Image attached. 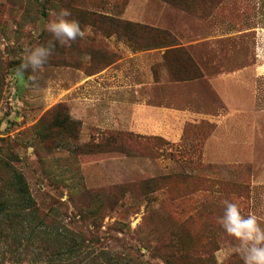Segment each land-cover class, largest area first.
<instances>
[{
	"label": "rangeland",
	"instance_id": "rangeland-1",
	"mask_svg": "<svg viewBox=\"0 0 264 264\" xmlns=\"http://www.w3.org/2000/svg\"><path fill=\"white\" fill-rule=\"evenodd\" d=\"M64 8L84 36L61 46L45 26ZM261 24L264 0H0V193L12 198L16 170L53 218L0 242V264H243L219 220L227 200L264 227ZM116 43L132 85L195 82L179 91L211 118L188 119L198 132L178 142L97 127L111 105L96 76L123 58ZM50 44L42 69L14 76L26 48ZM118 133L132 142L107 140Z\"/></svg>",
	"mask_w": 264,
	"mask_h": 264
},
{
	"label": "crops",
	"instance_id": "crops-1",
	"mask_svg": "<svg viewBox=\"0 0 264 264\" xmlns=\"http://www.w3.org/2000/svg\"><path fill=\"white\" fill-rule=\"evenodd\" d=\"M116 45L124 51L123 58L96 76L101 89L99 102L103 105H111V115H103L97 119V127L103 129L114 127V129L139 135L160 136L169 141L178 142L198 132L193 129L192 125L187 131L188 119L194 122L197 119L205 118L207 121L211 118L210 115H199L193 112L191 104L187 101L189 94H185L184 90L179 91L186 85L194 87L195 82H179L173 89L167 88L165 82L149 81L147 84L133 83L132 85L131 79L126 77L125 69H123L132 63V60L128 58L130 50L126 49L127 47L124 48L123 44L116 43ZM222 77L226 78L225 75ZM92 81V77H87L78 86L82 88L81 85H83L89 88ZM175 90L177 92H173ZM189 93L196 97L193 98L195 102L200 100V94L196 95L194 91ZM203 116L204 118H201Z\"/></svg>",
	"mask_w": 264,
	"mask_h": 264
},
{
	"label": "clouds",
	"instance_id": "clouds-1",
	"mask_svg": "<svg viewBox=\"0 0 264 264\" xmlns=\"http://www.w3.org/2000/svg\"><path fill=\"white\" fill-rule=\"evenodd\" d=\"M56 19L46 24V31L49 32L55 41L61 46L69 42L83 38L84 32L76 20H69L70 10L64 8L59 13H53ZM53 46L39 45L25 49L23 62L14 73L16 78H22L25 71L31 69L32 73L42 69L51 56ZM254 52L256 55V71L264 74V24L258 26L255 35ZM33 82L35 77H30ZM224 231L239 241L234 249L243 261V264H264V227L258 223L255 215L243 216L236 203L224 201L223 215L219 220Z\"/></svg>",
	"mask_w": 264,
	"mask_h": 264
},
{
	"label": "trees",
	"instance_id": "trees-1",
	"mask_svg": "<svg viewBox=\"0 0 264 264\" xmlns=\"http://www.w3.org/2000/svg\"><path fill=\"white\" fill-rule=\"evenodd\" d=\"M116 39L124 38L129 42V38L122 35H116ZM104 133V132H103ZM133 133V132H131ZM130 140L125 136L118 134H112L107 137V140L110 142H115L118 140ZM11 182H10V193L8 194L12 198H8L7 195L0 193V242L8 244L24 243L25 239L30 236L36 235V229H41L46 224V222H52L53 218H46L40 212V208L33 198L29 184L22 173H19L16 170H11ZM3 224V225H1ZM34 225V229H31V226ZM33 228V227H32ZM31 231L29 232L28 230ZM35 231V232H34ZM58 235L61 234L59 231ZM40 233V232H39ZM73 233V232H72ZM73 238H68L65 236L59 235L56 241H62L68 243L74 242L77 243L78 238L81 241L84 239L82 233L74 232ZM39 236V235H38ZM37 236V237H38ZM57 237V236H56ZM69 244V243H68ZM73 249L71 248L70 252Z\"/></svg>",
	"mask_w": 264,
	"mask_h": 264
}]
</instances>
